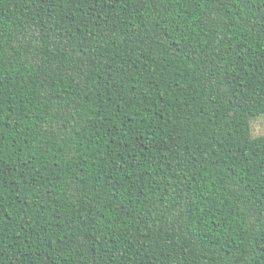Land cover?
I'll return each mask as SVG.
<instances>
[{"label":"trees","instance_id":"1","mask_svg":"<svg viewBox=\"0 0 264 264\" xmlns=\"http://www.w3.org/2000/svg\"><path fill=\"white\" fill-rule=\"evenodd\" d=\"M264 0H0V264H264Z\"/></svg>","mask_w":264,"mask_h":264},{"label":"rangeland","instance_id":"2","mask_svg":"<svg viewBox=\"0 0 264 264\" xmlns=\"http://www.w3.org/2000/svg\"><path fill=\"white\" fill-rule=\"evenodd\" d=\"M253 135L264 134V113L259 114L251 120Z\"/></svg>","mask_w":264,"mask_h":264}]
</instances>
